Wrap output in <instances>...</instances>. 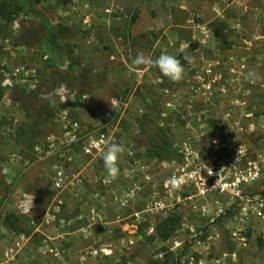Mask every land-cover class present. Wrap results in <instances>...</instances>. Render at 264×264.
I'll use <instances>...</instances> for the list:
<instances>
[{"label":"rangeland","instance_id":"obj_1","mask_svg":"<svg viewBox=\"0 0 264 264\" xmlns=\"http://www.w3.org/2000/svg\"><path fill=\"white\" fill-rule=\"evenodd\" d=\"M114 4L121 5L90 0L88 11L70 0H0V227L9 231L0 237L2 256L11 250L5 259L15 263L21 254L20 264H264L260 43L250 52L227 42L236 29L217 21L219 42L204 49L175 31L133 37L137 10L122 16ZM226 12L244 22L242 7ZM24 20L41 33L21 37ZM139 53L177 57L184 79L135 68ZM215 55L225 57L207 73ZM245 64L255 82L245 78ZM82 74L95 88L72 91ZM18 90L53 114L40 119L22 110L12 100ZM97 133L108 143L89 156L82 146ZM157 136L162 160L153 152ZM113 142L125 148L115 179L102 159ZM173 175L182 180L178 190L165 187ZM170 216L179 224L162 240Z\"/></svg>","mask_w":264,"mask_h":264},{"label":"crops","instance_id":"obj_2","mask_svg":"<svg viewBox=\"0 0 264 264\" xmlns=\"http://www.w3.org/2000/svg\"><path fill=\"white\" fill-rule=\"evenodd\" d=\"M121 5H111V7H115L119 9L120 14L125 16L133 12L135 9L137 10V17L131 26L133 34L136 35L138 31H148L155 32L164 30L165 32L175 31L176 33H182L188 36L195 37L196 41L199 43L200 49H204L208 46V42H219L215 41L214 35L212 34V30H214V26L211 25L212 21H217L220 23L221 27L224 29L232 27L236 29V31L232 32L230 36L226 38L227 42H243L244 50L250 51L255 49L257 43H260L261 52L259 57L256 59L262 60L261 63L257 64L260 66L262 73H264V0H117ZM72 3L73 9L77 10H88L90 0H70ZM71 5V6H72ZM224 6V7H223ZM75 7V8H74ZM239 7H242L244 16V22L239 21L237 19H230V16L233 14L226 15V9H232L233 12L236 11ZM193 10L196 11V17L199 18L198 21L194 22L192 17ZM226 12V13H225ZM230 13V12H229ZM236 15V14H235ZM237 16V15H236ZM241 22V23H240ZM244 24V26H243ZM135 31V33H134ZM240 36V37H239ZM169 47L172 51L173 42H169ZM178 46L180 49L185 48L186 44L184 41L180 42ZM234 48V46H233ZM229 52V51H227ZM232 52H234L232 50ZM249 52V53H250ZM225 56H217L210 60L212 64H210L209 68L206 70L207 73L212 74V68L214 66H218L220 63V59ZM227 62L233 63L235 60L230 54L226 55ZM197 59V58H196ZM202 59V58H201ZM208 62V61H206ZM246 65V64H245ZM244 65V66H245ZM247 69L245 70L247 73L253 72V68L249 65H246ZM145 71V70H144ZM144 71H142L144 73ZM138 73L140 71L137 70ZM214 74V73H213ZM139 75V74H138ZM264 75H261V78ZM264 78V77H263ZM166 91H171L170 89H165ZM167 105L171 106L170 103ZM4 217L1 216V220L3 221ZM78 231V232H77ZM84 228H78L73 231L70 238L73 240L76 238L77 233L79 236L81 235ZM2 233L8 234L9 231L6 227H0V237ZM76 240L72 242L73 248H76ZM4 247L0 245V264H20L22 263L21 254L18 256L17 262H9L6 261V257L8 253L11 251L9 249H5L4 255L2 256V250ZM7 255V256H6ZM24 261V260H23ZM79 264V263H76Z\"/></svg>","mask_w":264,"mask_h":264},{"label":"trees","instance_id":"obj_3","mask_svg":"<svg viewBox=\"0 0 264 264\" xmlns=\"http://www.w3.org/2000/svg\"><path fill=\"white\" fill-rule=\"evenodd\" d=\"M19 28H20V34L21 37L26 36L28 34L32 37V39L36 36V33H41V29L36 23H31L26 20L19 22ZM35 41V40H34ZM22 44H31L35 42H27L23 41ZM72 91H84L83 88L86 89V91H91L95 88V84L93 80L89 77L87 74H82L79 76H75L72 80ZM12 100L24 111L33 113L36 115L37 118L45 119L48 116H51L53 114V110L49 107V105L46 102H42L39 100V98L33 94L25 92L24 90H18L16 94L13 95ZM153 152L159 156V159H164L162 156L163 153H165V150H161V146L159 144L158 136L155 140V145L153 148ZM264 190V189H263ZM260 193L259 190H256L254 192H251L250 194H244L245 196H252L254 194ZM264 193V192H263ZM179 224V218L170 216L166 218L162 222V226L164 227L160 237L162 240H166L170 233L174 230H176L177 225Z\"/></svg>","mask_w":264,"mask_h":264},{"label":"clouds","instance_id":"obj_4","mask_svg":"<svg viewBox=\"0 0 264 264\" xmlns=\"http://www.w3.org/2000/svg\"><path fill=\"white\" fill-rule=\"evenodd\" d=\"M185 59L189 60L190 62L189 57H185ZM132 64L133 66H135V68H140L141 66L156 67L163 74V76L167 77L174 83H179L180 81H182L186 74L185 68L181 64V61L177 57L167 53H161L155 59L139 53L133 59ZM245 78L248 79L249 82H255V79H257L258 77L255 72H249L246 74ZM124 152L125 148L122 143L113 142L107 146V150L103 153L102 159L108 177L115 179L119 176L120 169L118 166V162ZM181 186V178H178L175 175L169 177L165 181V187L170 188L171 190H178L181 188Z\"/></svg>","mask_w":264,"mask_h":264},{"label":"built area","instance_id":"obj_5","mask_svg":"<svg viewBox=\"0 0 264 264\" xmlns=\"http://www.w3.org/2000/svg\"><path fill=\"white\" fill-rule=\"evenodd\" d=\"M72 127H76V123H71ZM108 143V139L103 133H97L95 135H89L86 142L82 146V150L85 154L89 156H93L96 154H99L106 144ZM212 173V172H210ZM57 188L59 187V184L55 185ZM24 237L23 235H20V238Z\"/></svg>","mask_w":264,"mask_h":264}]
</instances>
